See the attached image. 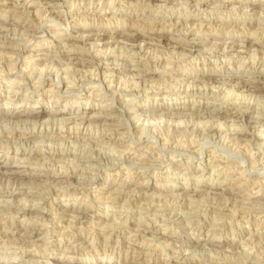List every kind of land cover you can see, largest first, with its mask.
<instances>
[{"label":"clouds","instance_id":"1","mask_svg":"<svg viewBox=\"0 0 264 264\" xmlns=\"http://www.w3.org/2000/svg\"><path fill=\"white\" fill-rule=\"evenodd\" d=\"M0 264H264V0H0Z\"/></svg>","mask_w":264,"mask_h":264}]
</instances>
